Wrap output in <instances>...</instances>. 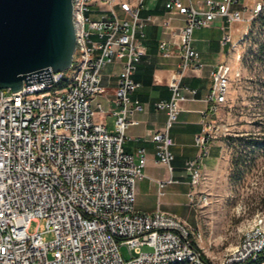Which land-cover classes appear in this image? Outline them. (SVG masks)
I'll use <instances>...</instances> for the list:
<instances>
[{
  "label": "built area",
  "instance_id": "1",
  "mask_svg": "<svg viewBox=\"0 0 264 264\" xmlns=\"http://www.w3.org/2000/svg\"><path fill=\"white\" fill-rule=\"evenodd\" d=\"M158 1V0H153ZM166 36L158 50L177 58L168 88L170 97L154 103L164 111L161 131L149 134L157 162L172 170L170 129L181 104L196 98L185 84L189 72L203 67L193 47V33L220 21L219 39L240 58L238 47L252 34L253 21L264 15V0H161ZM144 0H72L75 50L65 71L27 76L15 92L0 89V264H264V214L256 213L243 227L238 242L221 261L203 255L198 231L183 219L162 211L135 207V182L146 165L145 149L125 152L127 128L142 105L132 99L139 87L133 79L146 53L142 17ZM120 62L112 95L113 129L96 97L105 91L102 70ZM231 67L219 63L209 72V92L200 99V130L193 138L195 156L184 163L186 196L205 205L199 192L203 161L211 142L225 134V125L210 117L226 101ZM238 74V71H235ZM99 113L101 120L96 119ZM210 117V118H209ZM171 176L157 180L158 194ZM44 219L54 238L28 232L31 220ZM149 248L143 251L141 248ZM125 247L128 257L121 248Z\"/></svg>",
  "mask_w": 264,
  "mask_h": 264
},
{
  "label": "rangeland",
  "instance_id": "2",
  "mask_svg": "<svg viewBox=\"0 0 264 264\" xmlns=\"http://www.w3.org/2000/svg\"><path fill=\"white\" fill-rule=\"evenodd\" d=\"M240 1L247 5L253 2ZM238 50L239 60L229 54L230 60L226 62L231 67L226 101L218 113L212 115L226 127L225 134L221 136L226 146L219 167L203 170L202 180L197 186L199 192L208 196V203H191L185 193L166 195L160 203L157 199L150 203L154 205L153 211L160 205L162 211L183 219L195 228L200 235L198 244L203 255L209 259L212 257L214 262L221 261L238 242L247 221L256 213L264 214V153L256 147H246L247 141L259 135L256 121L263 114L264 32L254 28ZM109 119L108 123L111 122ZM209 155L210 151L207 157ZM239 157L241 164L232 170L231 160ZM135 207L137 209L136 202ZM36 230L41 233L44 242L54 238L52 231H46L42 218L29 222L28 232ZM141 249L149 250L146 246ZM121 252L128 257L125 247L121 248Z\"/></svg>",
  "mask_w": 264,
  "mask_h": 264
},
{
  "label": "crops",
  "instance_id": "3",
  "mask_svg": "<svg viewBox=\"0 0 264 264\" xmlns=\"http://www.w3.org/2000/svg\"><path fill=\"white\" fill-rule=\"evenodd\" d=\"M145 8L141 10L142 17L151 16L152 21L144 28L143 44L146 53L141 62L137 65L133 79L139 83V87L132 93V99H137L142 109L137 111L133 118L137 120L127 128L126 139L123 143L125 152L133 153L139 147L145 149L146 165L143 168L144 176L135 182V202L137 209L141 212H153V200L160 203L161 198L166 195L182 194L187 191L188 185L183 166L184 163L193 158L197 149L192 145L193 138L200 130V110L205 108V103L200 99L210 89L211 79L209 72L219 63H226L230 60L226 46H221L219 39L221 31L220 21H216L210 28L198 29L193 33V47L199 52L200 61L203 67L197 73L189 72L184 77L185 84L196 89V101H187L181 104V111L177 121L170 129V136L174 141L171 150L173 153L172 170L158 163L154 154V144L149 140V134L163 129L166 114L164 111L156 110L154 103L160 100H167L170 97L168 84L173 70L178 62L177 58L165 59L158 50L160 39L166 36L162 26L165 19V9L161 0H144ZM121 63L108 64L101 75V83L105 89L104 93L96 97L102 108L107 111L104 123L107 129H113L114 116L110 113L113 104L111 102L114 88L117 84ZM110 117V119H109ZM210 117H212L210 115ZM209 117V118H210ZM96 119L101 120L99 113ZM111 120L110 123L107 120ZM226 145L221 136L212 140L210 155L203 161L202 171L219 167L220 157ZM171 176L176 182L165 184L162 194H158L157 180H165ZM137 199H142V201ZM158 205V204H157ZM160 208V205H158Z\"/></svg>",
  "mask_w": 264,
  "mask_h": 264
},
{
  "label": "water",
  "instance_id": "4",
  "mask_svg": "<svg viewBox=\"0 0 264 264\" xmlns=\"http://www.w3.org/2000/svg\"><path fill=\"white\" fill-rule=\"evenodd\" d=\"M75 50L72 0H0V89L67 70Z\"/></svg>",
  "mask_w": 264,
  "mask_h": 264
},
{
  "label": "trees",
  "instance_id": "5",
  "mask_svg": "<svg viewBox=\"0 0 264 264\" xmlns=\"http://www.w3.org/2000/svg\"><path fill=\"white\" fill-rule=\"evenodd\" d=\"M254 28H257L261 32H264V15H259L253 21L252 30ZM256 125L259 128V130H258L259 135L255 136V137H253V139H250L249 141H247L246 147H249V146H251L253 148L256 147L258 150H261L264 153V102H263L262 117H261V119L256 121ZM239 159H240V157L231 160L230 164H231L232 170L237 169V167L241 164Z\"/></svg>",
  "mask_w": 264,
  "mask_h": 264
}]
</instances>
